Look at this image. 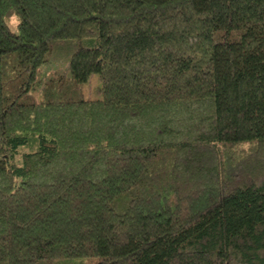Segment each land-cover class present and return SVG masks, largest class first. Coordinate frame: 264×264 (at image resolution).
Here are the masks:
<instances>
[{
	"label": "trees",
	"instance_id": "16d2710c",
	"mask_svg": "<svg viewBox=\"0 0 264 264\" xmlns=\"http://www.w3.org/2000/svg\"><path fill=\"white\" fill-rule=\"evenodd\" d=\"M82 263L264 264V0H0V264Z\"/></svg>",
	"mask_w": 264,
	"mask_h": 264
},
{
	"label": "rangeland",
	"instance_id": "374dc122",
	"mask_svg": "<svg viewBox=\"0 0 264 264\" xmlns=\"http://www.w3.org/2000/svg\"><path fill=\"white\" fill-rule=\"evenodd\" d=\"M11 23L14 24L13 20ZM66 65L63 62L58 63H50L40 67L39 73L37 74V78H43L44 76L53 75L56 73L63 72ZM99 79L96 74H92L89 76L87 82L80 86V92L84 99H96L98 98L97 88L99 87ZM17 162H19V157H17ZM86 264V263H82Z\"/></svg>",
	"mask_w": 264,
	"mask_h": 264
}]
</instances>
